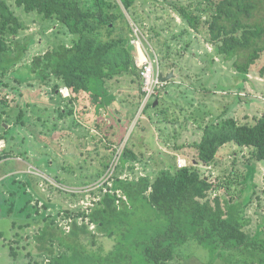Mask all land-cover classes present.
Listing matches in <instances>:
<instances>
[{
	"label": "rangeland",
	"instance_id": "rangeland-1",
	"mask_svg": "<svg viewBox=\"0 0 264 264\" xmlns=\"http://www.w3.org/2000/svg\"><path fill=\"white\" fill-rule=\"evenodd\" d=\"M262 2L264 9V0ZM12 9L24 25L16 39L26 46L21 63L13 70L18 76L26 72L20 64L44 52L51 43L68 42L69 37L56 32L57 26L52 21L26 13L13 3ZM150 9L153 14L143 19V29H134L135 39L130 43L136 60L142 61L138 57V48L148 55L155 53L159 58L160 73H174L165 89L159 92L160 107L155 108L157 101L151 108L136 107L134 96H137L138 82L131 84L127 76L107 83L110 92H118L109 109L121 121L117 124L105 110L95 113L87 96H78V104H72L73 111L70 112V104L52 95L38 79L18 84L10 82L26 94L20 103L25 105L28 97L30 105L25 106L23 125L16 123V108L10 105L0 108L1 124L4 122L7 129L11 128L7 138L0 139V150L4 148L9 154V158L0 161V264H49V258L62 255V264H103L99 261L100 256L114 248L120 258L123 257L122 264H142L138 256L139 245H133L141 241L143 229H160L164 219H158L159 214L150 216L149 225H141L139 218L144 214L137 209L138 220L128 226L118 222L112 238L97 231L92 224L89 230L93 236L80 232L82 241L77 234L65 232L70 224L67 222L76 212L90 210L99 190L105 191L106 185L111 184L112 170L105 171L111 158L108 147L113 144L115 147L110 164H114L115 155L125 144L137 156L131 162L134 169L131 173L124 171L123 177L153 175L177 164L178 158L192 162L194 150L190 145L201 138L204 124L228 117L239 123H253L254 117L264 109V75L260 74L264 53L243 79L231 62L224 63L218 57L210 62L212 45L205 35L191 30V33L171 38L172 33L178 34L181 30L179 17L168 15L156 6ZM156 15L161 16L156 27L160 22H169L168 26L165 25L167 22L162 24L165 29L157 39L148 30ZM161 43L163 51L169 52L168 63L164 64L158 52ZM63 94L67 95L68 91ZM115 103L120 112H116ZM237 148L233 143L226 144L219 149L211 167H198L204 175H210L213 182L215 180L217 186L210 195H219L222 206L227 198L225 192L233 198V209L242 206L240 221L250 237L262 227L260 237L253 238L254 243L261 246L243 252L223 246L210 249L189 235L185 243L174 247V259L170 264H264L261 251L264 250V164L257 163L249 177L245 167L249 151L243 149L238 154ZM11 204L14 209L8 213ZM47 218L55 221L52 226L55 254H49V258L36 239L48 224ZM77 218L81 222L82 217ZM10 249L17 252L15 259L10 255ZM124 255L130 256L126 259Z\"/></svg>",
	"mask_w": 264,
	"mask_h": 264
},
{
	"label": "trees",
	"instance_id": "trees-1",
	"mask_svg": "<svg viewBox=\"0 0 264 264\" xmlns=\"http://www.w3.org/2000/svg\"><path fill=\"white\" fill-rule=\"evenodd\" d=\"M12 3L15 7H22L26 13L52 21L57 26L56 32L69 37L68 42L60 40L51 43L44 52L20 64V68H25L26 72L18 76L13 70L21 63L26 46L16 39L24 25L12 9ZM262 3V0H0V108L9 105L16 108V123L23 125L25 106L30 105L29 100L26 97L25 105H22L20 100L26 94L10 82L18 84L38 79L50 89L52 95L70 104V112L73 105L78 104V96L83 95L90 100L95 113L103 109L108 116H112L115 124L121 123L109 111L118 92H110L107 83L126 76L130 77L131 84L138 82L134 104L136 107L141 105L144 92L140 69L131 52L130 42L135 39L134 29H143V19L151 17L153 11L150 8L154 6L168 15L175 14L181 20V30L178 34L172 33L171 38L191 33V30L195 34L205 35L206 41L212 45L210 62L213 63L215 57L224 63L231 62L238 75L246 79L251 66L264 53ZM160 18L156 15L153 20L155 25L148 26L155 39L162 36L165 29L162 24L167 22L158 23L157 29ZM171 19L174 21V16ZM158 47L161 63H168L169 52L163 51L162 43ZM260 74L264 75V67ZM62 87L69 90L68 97L62 96ZM158 95L153 96L155 98L150 99L142 109L153 107L155 101V108L160 107ZM114 108L116 112L121 111L116 103ZM201 128V138L190 145L194 150L192 162L184 158L186 165L178 166L175 163L153 175L123 177L124 171L132 172L134 165L131 162L137 156L125 144L115 155L114 164H110L115 147L114 144L108 147L111 158L105 171L112 170L109 178L111 184H105V191L102 188L99 190L90 210L76 212L74 218L67 222L70 223L68 230L64 231L78 237L80 232L93 236L94 233L89 230L92 224L97 231L112 238L116 234L113 230L116 224L122 222L123 226H128L135 222L138 220L137 209H140L144 214L139 218L141 225H149L150 216L157 214L158 219H164L158 231L143 229L141 241L133 245H139L138 256L142 264H170L174 259V247L185 243L189 235L210 249L223 246L238 249L239 252L250 248L256 250L261 245L254 243L253 238L260 237L262 227L255 236L250 237L240 221L242 206L233 209V198L226 192L227 198L222 206L219 195H210L216 189L215 180L213 182L210 175H204L198 166L211 167L219 149L233 143L238 147V154L243 149L249 151L245 167L250 177L257 163L264 164V109L254 117L253 123H239L228 117L217 122L210 121ZM0 129V139H6L11 128L7 129L4 122H0ZM0 151V161L9 158L4 148ZM249 161L252 163L249 164ZM13 209L11 204L8 213ZM77 217H82L81 222ZM47 221L44 231L36 235V239L41 242L40 248L49 258V254H55L52 250V242L55 241L52 226L55 221L53 218H47ZM115 250L100 256L99 261L103 264H122L123 257L120 258ZM261 251L264 254V250ZM9 253L16 258L15 250L10 249ZM124 256L127 259L130 255ZM62 258L63 255L49 258V264H62Z\"/></svg>",
	"mask_w": 264,
	"mask_h": 264
},
{
	"label": "built area",
	"instance_id": "built-area-1",
	"mask_svg": "<svg viewBox=\"0 0 264 264\" xmlns=\"http://www.w3.org/2000/svg\"><path fill=\"white\" fill-rule=\"evenodd\" d=\"M140 50L144 56V59L142 61L136 60V65L140 69L141 87L142 91L144 92V98L141 103V108H143L153 96L159 94V92L163 89L165 82L161 81L160 79L161 73L157 55L155 53H152V55H148L142 49ZM65 91H68L67 95L63 94V92ZM61 93L63 94V96H68L69 90L67 88H63L61 89ZM177 162L178 166L186 165L184 159L178 158Z\"/></svg>",
	"mask_w": 264,
	"mask_h": 264
},
{
	"label": "water",
	"instance_id": "water-1",
	"mask_svg": "<svg viewBox=\"0 0 264 264\" xmlns=\"http://www.w3.org/2000/svg\"><path fill=\"white\" fill-rule=\"evenodd\" d=\"M174 77L173 71L163 75L162 73L160 74V79L163 82H168L170 78Z\"/></svg>",
	"mask_w": 264,
	"mask_h": 264
},
{
	"label": "bare ground",
	"instance_id": "bare-ground-1",
	"mask_svg": "<svg viewBox=\"0 0 264 264\" xmlns=\"http://www.w3.org/2000/svg\"><path fill=\"white\" fill-rule=\"evenodd\" d=\"M138 57H139V59H142V60L144 59V56H143L140 49L138 50Z\"/></svg>",
	"mask_w": 264,
	"mask_h": 264
}]
</instances>
